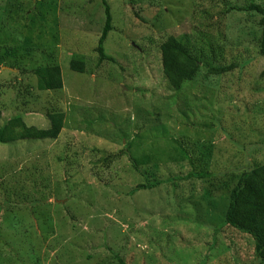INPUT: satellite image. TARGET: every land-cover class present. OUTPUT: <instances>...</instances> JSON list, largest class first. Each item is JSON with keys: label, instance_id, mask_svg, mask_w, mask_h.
<instances>
[{"label": "rangeland", "instance_id": "obj_1", "mask_svg": "<svg viewBox=\"0 0 264 264\" xmlns=\"http://www.w3.org/2000/svg\"><path fill=\"white\" fill-rule=\"evenodd\" d=\"M19 1L24 12L11 20L4 11L16 0H0V79L9 78V63H20L27 72L16 82L22 94L27 88L30 108L36 105L23 121L44 129L38 109L47 103L64 113L65 126L35 149L0 145V264H119L115 255L126 264H201L203 257L249 264L232 261L242 243L235 232L220 229L210 245L238 173L264 164V58L247 33L257 19L247 23L244 14L221 9L202 15L204 0H132L133 21L128 0H106L114 30L103 49L124 73L104 65L90 76L71 71L69 61L78 55L95 67L101 0H44L49 26L33 25L32 33L26 15L43 0ZM163 35H187L207 55L179 93L166 89L161 73L156 51ZM26 46L34 51L23 56ZM206 62L239 68L215 76ZM47 64L60 67L62 91H36L28 72ZM6 105L1 124L20 113ZM123 150L143 176L126 156L118 158ZM103 157L116 160L103 168ZM200 171L211 177H189ZM144 178L157 186L130 195Z\"/></svg>", "mask_w": 264, "mask_h": 264}, {"label": "trees", "instance_id": "obj_2", "mask_svg": "<svg viewBox=\"0 0 264 264\" xmlns=\"http://www.w3.org/2000/svg\"><path fill=\"white\" fill-rule=\"evenodd\" d=\"M204 1L208 5L207 9L201 10L200 14L202 15L207 14L208 12L206 11L221 9L224 14L236 12L244 14L247 23H249L251 19H257L254 24L250 25V30H247V33H253L251 35L257 43L258 57L261 59L264 58V0H244L241 2H239V0ZM16 2V7H11L8 12L4 11V15H10L9 19L11 18V20H15L14 16L11 14L19 11L24 12L21 2L19 0H16ZM44 2L47 1L43 0L34 4L35 12L34 10L30 11V14L26 15V18L29 19V26L27 29L30 28L31 33L33 25L37 26V24H40V26H42L43 24V26H49L47 25L49 24L47 23L48 13H44ZM128 2L131 5L127 6L129 12H127L126 15L128 17L133 15V21H135L137 15H134L133 13V1L128 0ZM101 3L104 7V24L98 37V45L94 50L97 55L94 64L95 67L90 69L87 68L84 57L74 55L69 61V69L75 73H87L90 76H94L99 72L100 67L104 65L107 67H109L108 65H111L110 68L116 66L121 73H124V68L120 62L115 61L112 57L104 53L103 45L108 37V34L114 30V22L107 1L101 0ZM50 6L52 8L56 7V5L52 3H50ZM26 12H29V10ZM194 12L196 13V11ZM139 20H141V18ZM0 23L4 26L3 17ZM245 30L246 29L242 30V32L246 33ZM1 38L2 36H0V40ZM158 39L156 52L160 58V68L162 76L165 80L166 89L179 93L183 90L185 83H191L194 80L201 68L200 64L202 61H206L205 56L207 55L205 51L201 49V43L199 42L200 44L197 45V43L190 41V37L187 35H163V37H158ZM27 42H29V40ZM135 46L136 45L133 47ZM5 48L7 54L8 52L12 53V51L16 52L14 48ZM23 48L24 50L20 51V53H24L23 56L31 55L32 51H34L31 46ZM5 55L6 54H4V56ZM2 61H4L3 58H0V63ZM14 62L9 63L7 66L10 69V71H7L9 73V78L0 79V98L3 95L2 91L7 92L10 97L9 102L4 103V105L0 102V122L3 117L2 112L7 107L6 104L10 103L12 106H15L20 113L17 116H13L8 119L4 124L0 123V145L27 142L30 143V146L34 144L35 149L38 145L37 143L35 144V142L49 141L50 143L58 138L65 126V115L63 112H60L55 108H48L49 106H47V103H43V107H40L38 112L40 117H42L47 123V126L44 127V129L37 128L35 126H28L23 121L22 116H26L27 118L28 114H35L33 110H36V105L33 107V110L28 105L29 103L26 98H29L30 96L27 88L24 89L25 94L21 93L19 83L16 82V78L20 74H26L27 71L20 68V63ZM206 64V67L210 66V68L207 67L208 74L215 76H222L239 68L233 63L222 65V67L219 68H214L213 65L207 62ZM14 71H18V73H14ZM28 73L35 77V88L36 91L40 93L62 91L63 89L61 70L56 64L40 66L30 70ZM259 78V80L264 79V69L260 72ZM124 140L126 141V139ZM117 156L118 158L126 156L131 163V167L139 173V175L143 176V173L138 168L137 162L127 150L121 151ZM105 158L106 157L101 158V161L104 164L103 168L108 167L106 164L108 165L109 162L116 160L114 158ZM34 169L37 170L36 165H34ZM189 177L200 179L211 177V175L200 171L199 173L191 174ZM144 181L145 184L142 183L136 185L132 191H129V194L134 195L136 192L138 193L150 190L157 186L156 183H148L146 178H144ZM13 204L14 203H6V209H8V205ZM217 205L218 204L214 202V206L218 207ZM0 207L2 208V203H0ZM199 224V228L206 227L204 224ZM211 228L213 230V236L210 247L216 244L215 236L219 230L225 228L227 231L235 232L237 234L236 236L242 240V243L240 244L241 249L236 247L233 248L235 252L232 256V261H236V263H238L239 259L242 261L247 259L249 264H264V164L252 166V168L238 173L237 180L228 191V198L223 206V214L220 216L219 223ZM229 237L234 241V236L232 234ZM228 250L231 251V249ZM117 257L118 255H115L119 264H126ZM206 259V257H203L201 264H209Z\"/></svg>", "mask_w": 264, "mask_h": 264}]
</instances>
